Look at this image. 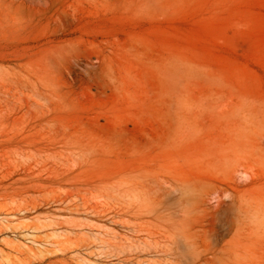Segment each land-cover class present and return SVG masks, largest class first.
Returning <instances> with one entry per match:
<instances>
[{
	"label": "rangeland",
	"instance_id": "rangeland-1",
	"mask_svg": "<svg viewBox=\"0 0 264 264\" xmlns=\"http://www.w3.org/2000/svg\"><path fill=\"white\" fill-rule=\"evenodd\" d=\"M0 85L1 263L264 264V0H0Z\"/></svg>",
	"mask_w": 264,
	"mask_h": 264
},
{
	"label": "bare ground",
	"instance_id": "bare-ground-1",
	"mask_svg": "<svg viewBox=\"0 0 264 264\" xmlns=\"http://www.w3.org/2000/svg\"><path fill=\"white\" fill-rule=\"evenodd\" d=\"M24 87H27V89H29V86H24ZM33 88H35V89H32V90H30V91H33V95H32V98H24V99H26V103L25 104H28L30 107H32L35 103H36V97H38V95L39 96H42L43 97V94L39 91V89H37L36 87H33ZM9 91V90H8ZM11 91V90H10ZM2 92H4L3 91V89L1 88V85H0V161H1V159H10V161H11V159H18V158H27V160L29 159V160H31V159H33V160H39V159H41L42 161H46V160H49V159H51L52 158V156H54V157H58L57 155H60L61 157H63V156H65V153H64V150H54V151H52V148L49 146V144L47 145V146H45V147H39L37 144H33V143H31V144H25V143H23V141H21V139H18V138H16L17 136H16V134H14L13 133V131H15L16 130V128H18V125L21 123V121H22V119H21V117H19V112L18 111H15V108H14V106H12V105H10V101L7 99V95H3L2 94ZM9 93V92H8ZM28 94V93H27ZM15 95V94H14ZM20 96V95H19ZM26 96V95H25ZM21 97V96H20ZM28 97V96H27ZM22 98V97H21ZM20 98V99H21ZM16 100V99H15ZM14 100V101H15ZM18 100H19V98H18ZM21 101H23V100H21ZM38 101V100H37ZM20 102V101H19ZM38 105V104H37ZM27 108V107H26ZM33 111V110H32ZM3 135H5V136H7L6 138H2L3 137ZM66 152V151H65ZM76 153V152H75ZM90 154V153H89ZM88 155V154H87ZM38 157H39V159H38ZM64 158V157H63ZM80 158V157H79ZM56 159H59V158H56ZM8 161V160H7ZM17 161V160H16ZM22 162V161H21ZM24 162V161H23ZM17 163V162H16ZM25 163V162H24ZM42 163V162H41ZM46 163V162H45ZM65 164V163H64ZM34 168V167H33ZM15 169H17V168H15ZM4 177V176H3ZM87 187H85V189H86ZM61 191H62V189H61ZM49 192V191H48ZM59 194V193H58ZM58 194H57V196H58ZM63 194H65L66 195V193H63ZM70 194V193H69ZM95 194H97V193H95ZM30 195V194H29ZM102 195V194H101ZM96 196V195H95ZM98 196V195H97ZM62 197V196H61ZM68 197V196H67ZM39 198V197H38ZM41 198V197H40ZM54 198V197H53ZM83 198V197H82ZM90 198H91V196H90ZM32 200H33V198H31ZM77 199V198H76ZM88 199V198H87ZM99 199H100V197H99ZM101 199H103V198H101ZM107 199V198H106ZM26 200V199H25ZM55 200V199H54ZM97 200H98V198H97ZM21 202V201H20ZM35 202V201H34ZM89 202V201H88ZM28 203V202H27ZM37 203V202H36ZM39 203V202H38ZM37 203V204H38ZM65 204V203H64ZM90 204V203H89ZM9 205V204H8ZM77 206V205H76ZM86 207V206H85ZM36 208V207H35ZM78 208V207H77ZM72 209V208H71ZM113 209V208H112ZM111 209V210H112ZM66 210V209H65ZM70 210V209H69ZM61 211H62V208H61ZM90 212H91V210H90ZM94 213V212H93ZM98 213V212H97ZM92 215H94V214H92ZM64 218V217H63ZM68 218V217H67ZM69 219V218H68ZM52 220H54V219H52ZM58 221V220H57ZM126 221H127V218H126ZM125 221V222H126ZM72 222V221H71ZM96 222V221H95ZM122 222V221H121ZM128 222V221H127ZM45 223V222H44ZM64 223H65V221H64ZM75 223V222H74ZM93 222H91V224H92ZM63 224V223H62ZM68 224V223H67ZM73 224V223H72ZM91 224H89V225H91ZM113 224V223H112ZM128 224V223H127ZM39 225V224H38ZM66 225V224H65ZM128 225H130V224H128ZM169 225V224H168ZM47 226H49V224L47 225ZM92 226V225H91ZM133 226V225H132ZM135 226V225H134ZM38 227V226H37ZM42 227H44V226H42ZM46 227V226H45ZM82 227H83V225H82ZM93 227V226H92ZM155 227V226H154ZM94 228H95V226H94ZM99 228V227H98ZM97 227H96V229H98ZM101 228L102 227H100V230H101ZM150 228V227H149ZM105 229V228H104ZM108 229V228H107ZM166 229V228H165ZM142 230V229H141ZM167 230V229H166ZM99 231V230H98ZM97 231V232H98ZM116 231V230H115ZM115 231H114V233H115ZM146 232L148 231V234L147 235H149V237L150 238H152V235L154 234V233H152V231H150V230H145ZM102 232V231H101ZM104 232V231H103ZM102 232V233H103ZM143 232V231H142ZM83 233V232H82ZM94 233V232H93ZM102 233H101V235H102ZM106 233H108V232H106ZM110 233V232H109ZM119 233V232H118ZM161 233V232H160ZM162 233H164V232H162ZM96 234H98V233H96ZM132 234H134V233H132ZM164 234H166V233H164ZM45 235V234H44ZM83 234H81V236H82ZM85 235V234H84ZM94 235H95V233H94ZM105 235H107V234H105ZM115 235V234H114ZM80 236V235H79ZM103 236V235H102ZM108 236H110V235H108ZM117 236V234L114 236V237H116ZM124 236V235H123ZM126 236V235H125ZM156 236V235H155ZM159 236V235H158ZM164 236H168L167 238L170 240V243L169 244H167V243H162L160 240H158V239H152L151 240V243H150V249H153V251L155 252V253H163V255L164 254H167V253H171V251L173 250V248L175 249L176 247V245L178 244L177 242H176V240H175V238H174V235L173 234H171L170 233V235L169 234H167V235H164ZM37 237H39V236H37ZM127 237V236H126ZM62 238H63V236H62ZM102 238H104V237H102ZM119 238V237H118ZM122 238V237H121ZM125 238V237H124ZM123 238V241L125 240ZM177 238V237H176ZM99 239V238H98ZM101 239V238H100ZM105 239V238H104ZM103 239V244H105V242L106 243H108V244H113V245H117V246H119V245H121V246H123L124 247V243H123V241H122V243H121V241H120V243H114L112 240L113 239H115V238H109V239H105L104 240ZM89 240V239H88ZM96 240V239H95ZM101 241V240H100ZM99 241V242H100ZM116 241V240H115ZM118 241V240H117ZM130 241V240H129ZM148 243V242H147ZM132 245V244H131ZM145 245H147L146 243H145ZM120 246V247H121ZM142 246V245H141ZM110 247V246H109ZM109 247H108V249H109ZM178 248H179V246H178ZM122 249V248H121ZM177 249V248H176ZM102 250V249H101ZM136 250H137V248H136ZM178 250V249H177ZM106 251V250H105ZM121 251V250H120ZM152 251V252H153ZM103 252H104V250H103ZM115 253V252H114ZM119 253V252H118ZM172 253H174V252H172ZM181 253V252H180ZM178 254V253H177ZM2 256H4V254L2 255ZM1 256V257H2ZM121 256V255H120ZM0 257V258H1ZM5 257V256H4ZM3 259V258H2ZM5 262H6V260H4ZM156 263V262H155ZM0 264H3V263H1L0 262ZM7 264V263H6ZM8 264H9V260H8ZM187 264H215L214 263V261L213 260H211V259H203V258H196V257H194L190 262H188Z\"/></svg>",
	"mask_w": 264,
	"mask_h": 264
}]
</instances>
